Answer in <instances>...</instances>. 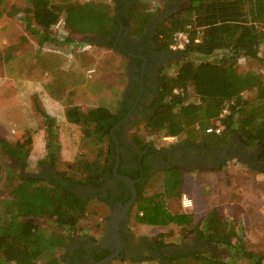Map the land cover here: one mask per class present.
I'll list each match as a JSON object with an SVG mask.
<instances>
[{
    "label": "trees",
    "instance_id": "16d2710c",
    "mask_svg": "<svg viewBox=\"0 0 264 264\" xmlns=\"http://www.w3.org/2000/svg\"><path fill=\"white\" fill-rule=\"evenodd\" d=\"M4 1L0 0V19ZM130 1L117 0L116 7L112 8L95 1L60 6L53 0H28L30 7L24 11L23 21L27 30L35 24L41 45L63 41L77 47L99 40L103 47L115 50L121 25L129 36L139 37L154 19L140 11L139 0ZM181 1L185 5L178 7ZM167 6L173 12L166 13V18L157 26L156 45L162 53L171 52L174 35L180 32L187 33L190 42L183 51L177 52L180 58L176 72L160 73L157 95L144 107L143 114L148 113L144 120L154 132L177 137L182 143L202 142L209 147H222L237 138L245 148L257 149V161L263 164L264 77L255 72L241 74L237 67L242 59L264 64L261 58L264 0H168ZM60 19L65 21L64 31L56 34L54 27ZM176 90L181 92L176 94ZM247 93L256 94L257 105L245 98ZM39 111L48 131L46 158L40 165L50 166L52 172L45 177H21L9 197L0 202V264H61L53 254L66 247L65 238L79 231L92 200L86 193L84 199L77 188L98 192L104 187L105 175H111L116 162L111 130L129 109L119 116V112L114 113L107 107L83 111L80 107L68 106L67 122L82 129L84 148L95 155L90 160L81 154L62 172L55 170L61 150L55 120ZM217 123L223 127L222 133L207 134ZM31 149V138L0 139L1 153L21 168H26ZM161 174L162 192L144 195L150 179L137 185L138 200L133 207L137 223L147 227H181L183 242L197 236L215 251L227 253L225 258L199 251L164 256L169 249L178 247L166 243L167 235L160 234L151 242L162 255L163 264H264V255L247 251L238 227L232 220L224 219L217 209L199 222L192 214L172 213L167 204L170 199L182 196L185 174L177 168ZM44 218L64 234L53 233L33 222ZM67 255L65 259L69 258Z\"/></svg>",
    "mask_w": 264,
    "mask_h": 264
},
{
    "label": "rangeland",
    "instance_id": "374dc122",
    "mask_svg": "<svg viewBox=\"0 0 264 264\" xmlns=\"http://www.w3.org/2000/svg\"><path fill=\"white\" fill-rule=\"evenodd\" d=\"M53 1L60 6L95 1L115 8L117 0ZM167 1L139 0L137 5L147 18L163 19V15L166 16L171 11ZM183 5L185 1L179 2L178 7ZM29 7L28 0H5L0 19V139H32L31 155L26 168L14 164L0 151V202L9 197L12 189L20 183L21 177L46 176L42 174V168L45 167L40 164L46 158L48 131L39 110L55 120V132L61 146L55 170L62 172L66 170L68 163L81 154H85L90 160L95 155L84 148L82 129L67 122L65 109L77 106L88 111L107 107L118 113L125 103V93L130 84L127 58L118 51L103 47L99 40L77 47L63 41L41 45L40 36L35 33L38 28L32 23L30 30H27L23 21L24 11ZM54 33L58 34L59 31L54 30ZM261 58L264 59V44L261 47ZM178 65L179 61L162 73L173 75ZM237 70L241 74L255 72L264 77V64L256 61L242 59ZM91 71L94 74H90ZM190 94L194 95L193 90H190ZM245 98L257 105L255 93H247ZM128 131L129 138L143 146L150 143L160 147L164 143L165 136L154 132L144 118L130 124ZM252 150L257 152V149ZM149 179L144 195L152 196L162 192V174H154ZM181 191L179 199H170L167 204L172 213L192 214L195 221L199 222L217 209L224 219L232 220L238 227L247 251L264 255V168H252L245 160L232 158L219 168L185 174ZM135 212L134 209L128 224L135 244L142 240L151 242L158 235L166 234V243L178 247L170 250L186 253L189 251L184 249V244L194 245L196 242L198 248L191 251L226 257L225 250L217 252L208 246L207 241H201L197 236L183 242L181 227L140 226L135 219ZM109 214L108 209H102L94 203L89 204L79 231L65 238L66 247L57 250L53 256L61 264H66L67 247L73 242L103 240ZM33 222L53 233L64 234L49 219ZM163 263L157 259L149 262L129 259L114 261L112 264Z\"/></svg>",
    "mask_w": 264,
    "mask_h": 264
},
{
    "label": "flooded vegetation",
    "instance_id": "af4514ba",
    "mask_svg": "<svg viewBox=\"0 0 264 264\" xmlns=\"http://www.w3.org/2000/svg\"><path fill=\"white\" fill-rule=\"evenodd\" d=\"M133 1L131 0L130 3ZM122 2L125 3L127 0H122ZM164 18H166L165 15H163V19L155 18L150 21L144 34L139 37L129 36L128 30L121 25L114 45V49L127 58L128 71L130 72V84L125 93V103L121 107L119 116L123 115L124 110L129 109V111L118 124L131 115L129 123L126 122L115 130L118 132L116 136L120 144V163L116 174L134 182L137 193L136 201L138 200L137 185L144 184L150 176L168 169L177 168L184 174L200 172L219 168L232 158L245 160L247 164L259 170L264 168V163L257 161L258 153L254 152L252 148H245L235 138L228 145L222 147H209L202 142L182 143V140L177 137H165L164 143L160 147L150 143L143 146L138 141L129 138V125L148 115V113L144 115L143 110L145 106L151 104L157 95L160 73L170 69L180 58L176 52L162 53L155 43L157 26ZM118 45L120 47H117ZM115 157L116 162L112 173L105 175V185L101 190L96 192L92 188H77V192L89 194L88 197L92 199L90 201H97L109 210L105 237L96 242L89 239L73 242L71 246L67 247L69 258L66 259V264H97L112 256L114 260L109 264L129 259L147 261L150 258L157 260L163 258L155 250L152 242L142 240L139 244L134 243L128 224L136 201L131 206L127 215L128 219L120 221L118 229L115 227L116 218L123 214L126 205L133 199L132 189L114 176L117 154ZM112 160L113 156L109 159V165ZM44 167L42 174H51V167ZM85 198H87L86 195H84ZM198 246L195 242L194 245L186 243L183 247L189 252H193L191 250L197 249ZM180 253L179 250L169 249L164 256Z\"/></svg>",
    "mask_w": 264,
    "mask_h": 264
},
{
    "label": "water",
    "instance_id": "95a60500",
    "mask_svg": "<svg viewBox=\"0 0 264 264\" xmlns=\"http://www.w3.org/2000/svg\"><path fill=\"white\" fill-rule=\"evenodd\" d=\"M131 119V115L128 116L123 122H121L120 124H118L115 128H113L111 130V136H112V140L115 144V147H116V154H117V163H116V166L114 168V176L120 180H122L123 182H125L133 191V199L126 205L125 209H124V212L121 216H118L116 218V221H115V227L118 229V226H119V222L122 221L123 219H128L127 218V215L128 213L130 212V209H131V206L135 203L136 201V198H137V193H136V190L134 188V182L128 178H123V177H120L116 174V171L118 169V166H119V163H120V144H119V141H118V137L116 136L115 134V130L120 127L122 124L130 121ZM129 123V122H128ZM114 260V257H109L103 261H101L100 263H97V264H109L111 263L112 261Z\"/></svg>",
    "mask_w": 264,
    "mask_h": 264
},
{
    "label": "built area",
    "instance_id": "2783aa9c",
    "mask_svg": "<svg viewBox=\"0 0 264 264\" xmlns=\"http://www.w3.org/2000/svg\"><path fill=\"white\" fill-rule=\"evenodd\" d=\"M64 27H65V21L63 19H60L58 23L55 25L54 30L59 31V33H61L64 31ZM189 29L190 27L188 28V30ZM189 42L190 40L187 33L180 32L175 34L173 38V45L170 47L171 52L177 53L183 51L185 47L189 44ZM89 73L94 74V71H91ZM180 92H181L180 90L175 91L176 94H179ZM222 131H223V127L219 123H217L216 125H214L213 127L207 130V134L220 135Z\"/></svg>",
    "mask_w": 264,
    "mask_h": 264
},
{
    "label": "crops",
    "instance_id": "0c3cea01",
    "mask_svg": "<svg viewBox=\"0 0 264 264\" xmlns=\"http://www.w3.org/2000/svg\"><path fill=\"white\" fill-rule=\"evenodd\" d=\"M91 203H94L95 205H97L98 207H100L102 209H104V208L107 209L103 204H101V203H99L97 201H94V200L90 201L87 206H89V204H91Z\"/></svg>",
    "mask_w": 264,
    "mask_h": 264
}]
</instances>
